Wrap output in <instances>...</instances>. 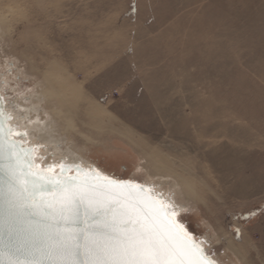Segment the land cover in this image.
I'll return each mask as SVG.
<instances>
[{"label":"rangeland","instance_id":"rangeland-1","mask_svg":"<svg viewBox=\"0 0 264 264\" xmlns=\"http://www.w3.org/2000/svg\"><path fill=\"white\" fill-rule=\"evenodd\" d=\"M0 22L11 99L61 81L66 120L27 105L65 144L160 185L227 264H264V0H0Z\"/></svg>","mask_w":264,"mask_h":264},{"label":"snow or ice","instance_id":"snow-or-ice-1","mask_svg":"<svg viewBox=\"0 0 264 264\" xmlns=\"http://www.w3.org/2000/svg\"><path fill=\"white\" fill-rule=\"evenodd\" d=\"M14 135L28 132L0 122V264H216L162 193L78 164L43 168L41 145Z\"/></svg>","mask_w":264,"mask_h":264},{"label":"bare ground","instance_id":"bare-ground-1","mask_svg":"<svg viewBox=\"0 0 264 264\" xmlns=\"http://www.w3.org/2000/svg\"><path fill=\"white\" fill-rule=\"evenodd\" d=\"M1 23V22H0ZM33 46L32 43H25V47L30 49V47ZM25 59V58H24ZM21 61V60H20ZM29 61V60H28ZM17 62V61H16ZM19 62V61H18ZM27 62V61H26ZM28 63V62H27ZM31 65V62H29ZM9 64V63H8ZM12 64V63H11ZM10 64V65H11ZM41 64V63H40ZM7 66V65H6ZM9 67V66H8ZM14 67V65H13ZM32 67L29 66L28 68ZM40 67V66H39ZM7 68V67H6ZM46 71H44V81L45 83H49V82H54L55 80L53 78H50L51 74L48 70L47 67H45ZM35 69V68H34ZM41 69V68H39ZM44 70V69H43ZM17 73V72H16ZM43 73V72H41ZM40 73V74H41ZM55 74H58L57 71L54 72ZM2 74V73H0ZM38 74V73H37ZM14 75V73H13ZM24 75V73H23ZM35 75V74H34ZM33 75V76H34ZM28 78V77H26ZM30 79V78H29ZM38 79V78H37ZM4 80H2L1 75H0V84L3 83ZM37 81V80H36ZM35 81V82H36ZM5 82V81H4ZM45 84V85H46ZM3 85V84H2ZM49 86L52 84H48ZM57 85V84H56ZM1 86V85H0ZM47 86V85H46ZM3 87V86H2ZM0 87V88H2ZM39 87V86H38ZM52 87V86H51ZM50 87V88H51ZM49 88V87H47ZM47 88L41 89L42 91L40 92V94L34 95H25L22 96L24 102L19 101L20 103H18V100H16V98L14 99H10L8 100L9 102V107L11 110L14 111V113L16 112L17 115H19L22 119V123L25 124L27 127H29L31 129V132L35 135H37L42 141L48 143L49 145H52L55 147V149H57L58 151H60L62 154H66L69 157H73V158H81L84 160H88L85 156H83L76 148L70 146L68 143L65 144V139L64 137H62L63 135L59 134L58 129V118H55V116H59V119H62V117H64L65 115L67 116V111L70 112L73 107V98L69 97L70 92L69 90L65 87L63 88L61 81H58V85L56 87H54L55 90H48ZM3 89V88H2ZM53 89V88H52ZM35 92V91H34ZM69 95V96H68ZM73 95V94H72ZM51 97L55 102H56V106L57 108H55L53 110V113H55V116H53V113L51 114H45L46 119H42L41 117H39V111H44L41 110V107L39 106L41 104L42 101L44 100H48V98ZM67 97H69L70 99H67ZM32 98H38L40 101V104L37 105H27L29 104L28 102L31 101ZM19 99V98H18ZM71 100V101H70ZM74 100H78V99H74ZM34 101V100H33ZM50 101V100H49ZM48 101V104L50 103ZM77 102V101H76ZM37 104V103H36ZM48 106L47 105V110H48ZM69 108V109H68ZM20 109L21 112H17ZM50 109V106H49ZM52 109V108H51ZM45 113V112H44ZM34 114V116H32ZM41 114V113H40ZM71 115V114H70ZM69 115V116H70ZM92 115V114H91ZM41 116V115H40ZM50 116V118H49ZM73 117V115H72ZM87 119V116L85 117ZM65 119V117L63 118ZM70 119V118H69ZM66 120V119H65ZM64 120V121H65ZM88 120V119H87ZM91 121V120H90ZM62 122V121H61ZM66 122V121H65ZM92 124V123H91ZM65 125V124H64ZM69 125V124H68ZM87 126V125H86ZM63 127V125H62ZM68 127V126H67ZM61 128V127H60ZM64 128V127H63ZM61 130V129H60ZM63 132V131H62ZM61 132V133H62ZM65 135V134H64ZM89 161V160H88ZM146 168L149 167L150 170H152V174L151 175H158L161 176L165 171H167V169L165 167H161V166H157L156 163L154 161H151L149 163L146 164L145 166ZM151 167V168H150ZM186 182V181H185ZM187 184V188L189 187V184L186 182ZM186 194H190V192H186ZM229 246L231 247L232 245L229 244Z\"/></svg>","mask_w":264,"mask_h":264},{"label":"water","instance_id":"water-1","mask_svg":"<svg viewBox=\"0 0 264 264\" xmlns=\"http://www.w3.org/2000/svg\"><path fill=\"white\" fill-rule=\"evenodd\" d=\"M0 94H3L5 96V103L3 106L4 111L12 117L11 120H7V121H4V118L0 117V122L4 123L5 128L12 127L17 131L22 132L26 130L28 132V136L26 138L14 135L12 139L21 141L25 147H34L37 144L41 145V147L38 150H36L34 153V157H35L34 162L36 164L40 165L43 168H47L49 165L59 164L61 161H63L66 164H78L85 170L89 168L97 169L99 172L103 174V176H107L115 180H123V181L133 180L138 184L152 187L156 193H162L165 200L171 202L174 205V210L178 213V215L176 216L177 221H179L185 226V229L192 235L194 240H196L197 242L200 241L204 242L202 245L203 248L207 253L210 254L211 258L216 261V264H227L219 256L213 253L210 247V242L206 238L199 237L189 229L187 222L184 221L182 218L185 208L182 205H180L168 191L162 189L160 185H156L152 182L142 181L134 178H125L114 173H108L102 170L101 168H99L96 164L88 160H84L81 158H73V157H69L66 154H62L60 151L55 149L54 146L49 145L48 143L42 141L36 134L34 135L31 132V129L21 122L22 121L21 117L17 115L16 112L14 113V111L11 110L9 107L8 100L10 99V94L8 91H6V89L3 90L0 88ZM17 110H18L17 112L19 111L21 112L20 109ZM56 172L59 173V168L56 169ZM67 174L70 176L77 175L75 170H72Z\"/></svg>","mask_w":264,"mask_h":264}]
</instances>
